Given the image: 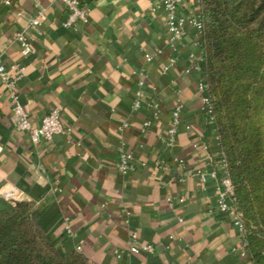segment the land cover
<instances>
[{"label": "crops", "instance_id": "crops-1", "mask_svg": "<svg viewBox=\"0 0 264 264\" xmlns=\"http://www.w3.org/2000/svg\"><path fill=\"white\" fill-rule=\"evenodd\" d=\"M89 20L66 28L68 12L59 0H0V54L6 64L26 67L21 101L38 126L53 108L62 111L70 133L33 143L15 126L8 92L0 79V189L15 185L33 203L39 222L63 253L76 250L99 264H251L240 230L217 208L218 180L202 182L220 161L217 125L203 109L201 72L190 54L195 28L185 25L176 65L163 0H82ZM46 15L29 27L39 7ZM181 12L199 14L197 0ZM24 30L35 52L21 54L16 37ZM153 55L147 61L145 54ZM141 99L156 98L160 117L144 129L145 104L133 110L138 81ZM183 104L176 145L164 142L177 103ZM129 126L120 131L119 127ZM208 144V150L195 146ZM135 154L136 170L116 168L121 151ZM166 160L171 169H160ZM10 203L0 199V209ZM129 212V214H128ZM74 235L66 231L65 219ZM153 253L129 250L132 232Z\"/></svg>", "mask_w": 264, "mask_h": 264}, {"label": "trees", "instance_id": "trees-1", "mask_svg": "<svg viewBox=\"0 0 264 264\" xmlns=\"http://www.w3.org/2000/svg\"><path fill=\"white\" fill-rule=\"evenodd\" d=\"M206 77L251 264H264V0H201ZM0 264H99L63 253L30 201L0 209Z\"/></svg>", "mask_w": 264, "mask_h": 264}, {"label": "built area", "instance_id": "built-area-1", "mask_svg": "<svg viewBox=\"0 0 264 264\" xmlns=\"http://www.w3.org/2000/svg\"><path fill=\"white\" fill-rule=\"evenodd\" d=\"M187 0H163L161 6L166 12L167 25L169 31V42L172 48L173 54L169 59L168 64L165 66V71L174 67L178 61V50L180 45L184 43L185 38V25L189 21L195 28V41L194 45L200 49L201 53L197 54L192 52L191 58L197 61L196 68L201 72V77L198 81V90L202 95L203 109L208 114L209 118L214 121L212 114V100L209 92V84L206 77V47L203 42V36L205 33V23L202 17L201 0H197L200 5L199 14L190 18L181 12V6ZM68 12V17L64 22L66 28H75L77 25L85 24L89 20V8L85 6L82 0H59ZM46 15V8L40 6L37 15L32 17L29 22V27L38 28ZM17 41L21 45V54L24 57L32 55L35 50L32 46L31 40L28 34L22 30L16 37ZM147 61L153 60V55L150 53L145 54ZM26 67L19 63L13 62L6 64L0 54V79L5 86L10 104L11 110L15 117V126L17 129L27 132L33 143L37 144L41 141H51L58 134H67L71 132V129L66 127L62 121V111L60 108L55 107L50 110L43 118L40 125L35 126L30 118V114L21 101L19 84L26 76ZM138 89L136 91V100L133 103V110L137 111L145 104L148 118L144 121V129L151 127L155 120L160 117L161 103L158 99L152 98L144 102L141 99L143 80L138 81ZM183 104L177 103L172 111V117L170 125L167 129V134L164 137L166 146L172 149L176 145L177 135L182 120ZM129 126L128 122L123 123L119 130L122 131ZM219 139V138H218ZM195 146H200L204 150H208V144L202 142H196ZM116 168L122 175H127L136 170L138 166H145L146 163H137L135 154L131 151L123 150L119 153L116 161ZM160 169L163 171H169L171 169L169 163L166 160H161ZM195 175L200 178L202 182H206L207 178L213 177L218 180L217 190V208L231 216L234 225L240 230L243 238V247H235L233 250L240 252L242 256L249 255L247 249V242L244 238V223L241 215L236 211L235 204V189L233 181L230 177L227 162L223 155L220 157V161L209 173L202 170H196ZM23 191L15 185H7L0 189V199L8 201L10 204H15L22 200ZM129 214V212H128ZM68 219H65V228L68 234L74 235L72 229L68 224ZM76 250L82 251V241L77 245ZM130 252L140 254L142 252L153 253L154 247L149 243H141L138 240V233L132 232L129 239Z\"/></svg>", "mask_w": 264, "mask_h": 264}]
</instances>
